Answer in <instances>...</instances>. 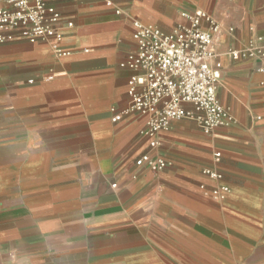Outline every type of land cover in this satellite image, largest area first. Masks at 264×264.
<instances>
[{"label": "crops", "instance_id": "0c3cea01", "mask_svg": "<svg viewBox=\"0 0 264 264\" xmlns=\"http://www.w3.org/2000/svg\"><path fill=\"white\" fill-rule=\"evenodd\" d=\"M45 1L65 52L0 43V264H264V71L227 54L264 36V0ZM197 9L221 26L217 97L235 121H173L152 151L170 165L153 172L135 165L149 118L113 121L133 74L119 63L135 21L168 32Z\"/></svg>", "mask_w": 264, "mask_h": 264}, {"label": "built area", "instance_id": "2783aa9c", "mask_svg": "<svg viewBox=\"0 0 264 264\" xmlns=\"http://www.w3.org/2000/svg\"><path fill=\"white\" fill-rule=\"evenodd\" d=\"M115 12L128 14L123 8ZM182 16L186 22L168 32L135 21V49L119 63L133 74L128 81V104L113 115V121L135 113L149 118L140 132L149 150L136 158L135 165L153 172L170 165L169 159L152 151L161 146L160 133L173 121H194L204 134L229 128L235 121L230 107L217 97L221 64L216 61L215 43L221 26L205 9ZM60 20L61 14L45 0H0V43L15 38L51 41L63 53L59 46L63 34L57 29ZM227 54L233 61H252L264 71V36L251 37L245 46L230 48ZM220 157L216 150L212 162L218 164ZM202 173L217 182L223 177L215 166H207ZM219 188L227 190V186Z\"/></svg>", "mask_w": 264, "mask_h": 264}]
</instances>
